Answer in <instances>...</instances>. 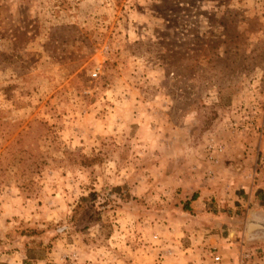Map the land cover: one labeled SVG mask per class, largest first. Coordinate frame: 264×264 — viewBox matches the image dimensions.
<instances>
[{"label":"rangeland","instance_id":"obj_1","mask_svg":"<svg viewBox=\"0 0 264 264\" xmlns=\"http://www.w3.org/2000/svg\"><path fill=\"white\" fill-rule=\"evenodd\" d=\"M253 216L264 0H0V264H264Z\"/></svg>","mask_w":264,"mask_h":264},{"label":"water","instance_id":"obj_2","mask_svg":"<svg viewBox=\"0 0 264 264\" xmlns=\"http://www.w3.org/2000/svg\"><path fill=\"white\" fill-rule=\"evenodd\" d=\"M246 233L264 232V220L249 217L245 222Z\"/></svg>","mask_w":264,"mask_h":264},{"label":"crops","instance_id":"obj_3","mask_svg":"<svg viewBox=\"0 0 264 264\" xmlns=\"http://www.w3.org/2000/svg\"><path fill=\"white\" fill-rule=\"evenodd\" d=\"M244 164H245V163H242L241 165H244ZM244 167H246V166H244ZM244 167H243V168H244ZM241 175H242V176H241V179H243V173H241ZM241 179H239L238 176H237L236 179H235L237 182H239V184H237L236 182L233 181L235 188H236V187H240L241 190H242L241 192H243V191H244V192H248V194H249L250 197H251L252 194L249 193V191H250V189H248L249 186H247V185H244V186H243ZM240 181H241V182H240ZM238 196H240V195H238ZM238 196H237V197H238ZM252 198H253V195H252ZM196 199H199V196H198ZM196 199H195V200H196ZM195 200H193V201H195ZM192 203H193V202H192Z\"/></svg>","mask_w":264,"mask_h":264},{"label":"trees","instance_id":"obj_4","mask_svg":"<svg viewBox=\"0 0 264 264\" xmlns=\"http://www.w3.org/2000/svg\"><path fill=\"white\" fill-rule=\"evenodd\" d=\"M197 198V195H196V193H193L191 196H190V200H195ZM83 199H86V197H82V200ZM182 208L184 209V210H188L189 211V209H190V202L189 201H185L183 204H182Z\"/></svg>","mask_w":264,"mask_h":264},{"label":"flooded vegetation","instance_id":"obj_5","mask_svg":"<svg viewBox=\"0 0 264 264\" xmlns=\"http://www.w3.org/2000/svg\"><path fill=\"white\" fill-rule=\"evenodd\" d=\"M254 218H256L255 216H253ZM257 219H259V220H264V217H261L260 216V218H257ZM258 233H262V234H264V232H258Z\"/></svg>","mask_w":264,"mask_h":264},{"label":"built area","instance_id":"obj_6","mask_svg":"<svg viewBox=\"0 0 264 264\" xmlns=\"http://www.w3.org/2000/svg\"><path fill=\"white\" fill-rule=\"evenodd\" d=\"M214 259H215V260H219V256H215Z\"/></svg>","mask_w":264,"mask_h":264}]
</instances>
